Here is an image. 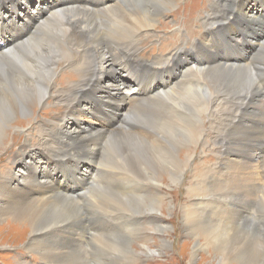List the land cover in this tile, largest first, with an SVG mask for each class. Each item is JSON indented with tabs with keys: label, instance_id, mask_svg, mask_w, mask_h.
<instances>
[{
	"label": "bare ground",
	"instance_id": "obj_1",
	"mask_svg": "<svg viewBox=\"0 0 264 264\" xmlns=\"http://www.w3.org/2000/svg\"><path fill=\"white\" fill-rule=\"evenodd\" d=\"M250 1H211L208 9L202 14L203 30L193 31L198 39L191 49L176 47L170 57L158 56L154 62L146 64L144 61L135 60L128 52H136V38L140 32L160 28V25H153V17L155 13L169 10L174 0H36L37 6L32 10L29 9L30 0H0V141L10 122L32 119L35 111L40 113L44 105L49 103L48 100L53 101L60 95L62 99L59 104L62 105L61 108H65L64 112L54 115L49 125L44 124L42 120L38 122L41 133L44 134L50 129L53 132L56 130L60 140L53 137L54 135L41 136L45 146H42L43 154L38 156L37 149L28 146L14 163L15 171L28 166L35 169V165L40 161L49 164V169L31 178L17 177L16 172L11 169L7 170V175H0V222H5L6 227L24 230L23 235L30 234L31 238L34 236L26 244L27 252L39 251L38 254L46 264H86V258L80 252V244L73 243L72 248L63 252L59 248L61 240H56L53 231L55 227L73 224V213L77 215L78 209L74 206L76 204L73 205L70 201L85 195V191L90 189L86 188L90 185L89 181H96L93 187L102 190L109 179L115 181L118 177V173L111 167H99L98 161L106 160V141H114L115 146L119 148L121 160L130 162L131 173L141 184L146 183V188L151 182V186L164 187L165 179L172 186H176L183 167L188 164L183 157L179 158V148L184 143L196 139L192 129L194 124L190 125L188 120L180 118L179 126L173 128V119L165 125L150 120L145 122L144 119L142 122L146 125L153 123L164 127L160 134L152 136L149 132L144 134L137 131L135 124L127 119H130V114L140 106H150L158 111L161 109L160 105L165 108L171 103L174 105L170 109L176 115L180 116L181 111L190 117L195 106L202 108L203 104H208L205 103L208 100H211L209 105L212 104L211 107L218 110H213L206 119L209 130L217 135L214 144L219 146L216 152L219 165L217 169L211 170V174H207L210 176V182L201 188L200 192L204 194L210 190L216 197L214 189L219 187L223 193L216 197L218 204L212 209L217 211L211 216L202 211L208 200H211L209 197L204 198L206 200L202 201L198 211L207 214L214 221L209 218L202 221L199 215H196L194 219L186 217L184 227L191 236L198 234L195 237L198 241L199 238H208L209 244L225 241L224 235L214 230L219 227V221L229 218L230 224L237 225L242 217L235 218L232 214H236L242 195L247 197L249 191V196L255 201L259 197L257 194L263 193L264 190V174H258L260 168L264 167V69L254 61L255 56L262 55L264 58V0H258V6L251 5ZM190 7H193L192 2L185 5L183 11ZM196 12L197 10L190 17V21ZM192 23L193 20L183 24L189 27ZM184 29L187 33L192 32L191 27ZM250 29L252 32H246ZM112 34L124 36V40L118 43L108 41L106 35ZM177 42L171 40L165 43L177 46ZM91 57L93 62L90 64ZM64 64L79 72L76 75L67 70L61 76L69 80L77 77L78 82L68 90L65 87L70 81L64 80L63 84L61 77L55 78L57 70ZM211 81L215 82L213 85L216 87L211 85ZM186 82L188 85L195 84L197 89H184ZM237 84L239 88H233ZM203 90L211 96L203 98ZM224 94L229 98L222 97ZM228 101H231L233 107L236 106H231L230 109L223 107ZM75 109L78 111L69 122L72 128L82 127V130L64 129L63 115ZM201 112L195 116L197 120L200 119V123ZM39 119L38 116L34 121ZM84 119L89 122L86 124ZM32 154L36 163L31 161ZM231 156H235L236 160L229 161ZM66 158L79 160L86 165V169L79 174L66 171L65 169L70 170L66 162L64 164ZM134 158L135 160L131 161ZM78 179L86 182L79 185ZM5 180H9V183ZM70 181L72 185L68 187ZM116 184L123 185L122 182ZM141 184L138 185L140 192ZM206 188L208 190L205 191ZM19 190L23 191V198L15 197ZM238 192L239 199L236 196ZM61 196L70 200L65 203L72 210L68 211V216L64 219L51 220L49 213L61 209L57 206L62 202L59 201ZM261 197L264 204V194ZM164 198L165 195L141 197L134 199L132 206L138 208L143 205L144 211L150 208L147 210L164 215L161 211V205L166 200ZM87 201L92 203L89 199ZM6 202L10 203L6 205ZM110 206L106 205V209H101L103 213L92 212L89 208L97 215L91 214L92 218L86 224L93 223L103 229L98 219L104 217L107 224L114 227L116 222L110 223L114 211ZM155 222L158 225L156 219ZM159 223L155 228L162 237L161 247H166V228L161 225V219ZM68 229L70 228L67 227L66 230ZM97 229L99 228L90 232L89 239V232L85 233L87 243H90L93 232H98ZM240 234L242 236L239 240L236 234L230 236L236 246L224 254L228 260L234 261L238 260L236 255L240 253L243 254V264H255L260 250H257L250 237L243 238L246 232ZM36 235H42L44 239L38 241ZM70 235L76 240L75 234ZM103 238L102 236L93 243L95 253L99 250ZM223 245L222 248L225 247ZM147 248L143 255L147 258L153 257L152 251ZM132 250L133 247L131 249L129 246L123 251L120 250L122 257L125 260L131 258L136 254ZM115 257L113 254L106 256L109 259Z\"/></svg>",
	"mask_w": 264,
	"mask_h": 264
},
{
	"label": "rangeland",
	"instance_id": "obj_2",
	"mask_svg": "<svg viewBox=\"0 0 264 264\" xmlns=\"http://www.w3.org/2000/svg\"><path fill=\"white\" fill-rule=\"evenodd\" d=\"M211 1L213 0H174V2L169 6L168 8L169 10L160 11L159 12L160 14L155 13L156 15L153 17L154 18L153 25L154 26L160 25L159 27L161 29L158 27L159 29L157 30L145 29L142 32H140L136 38V52H133V53L128 52V54L132 58H135V60L144 61L143 63L150 64L151 62H154L158 56L165 57V58L170 57L174 53V49L176 47H181L184 50L191 49V46L194 45L198 39L193 31L203 30L202 14L205 13V11L208 9ZM257 1L258 0H251L250 4L254 6H258ZM30 2L31 3L29 5V9L32 10L33 8L37 6V2L36 0H30ZM190 2H192L194 8L190 7V9H187L184 12L183 11L184 6L189 4ZM196 10H197L196 15L193 17V19H191V21L193 20L192 25L189 27L188 25H184V24H188V22H191L190 17L195 14ZM190 27L192 28V32L187 33L186 29L184 28H190ZM246 32L250 33L252 32V30L250 29V30H247ZM118 37L120 40L118 39ZM106 38L108 41L115 42V43H118V41L124 40V36H115L113 34L106 35ZM171 40L178 41L177 46H171L165 43ZM147 49L149 50L145 52ZM254 61H256L257 66L259 65L261 68L264 69V62H263L264 58L262 55L255 56ZM92 62H93V58L91 57L89 59V63L91 64ZM67 70H71L76 75L79 73L77 70L73 68H69L67 64H64L57 70V74L55 78L59 79L64 74V72H66ZM253 79L256 80L255 77H253ZM64 80H66V82L70 81L65 87L66 90H68L74 83L78 82V79L75 76L70 78V80L67 78H62V77L60 78V81L63 84H65ZM230 80L234 82L232 79ZM57 81L60 82L59 80ZM214 83L215 82L211 81V85H213ZM220 85H221V82H220ZM185 87L197 89V87H195V84L188 85L187 82L185 83L184 89ZM237 87L239 88L238 84L235 85V87L233 88L238 89ZM202 95L201 96L203 98H207L208 96L209 97L211 96V94L206 93V91ZM222 97L229 98L228 95L226 94H224V96ZM61 99L62 97L59 95L53 101L48 100L49 103L46 106L44 105V109L40 111V113L39 111H35L34 115L32 116L33 118L29 119L28 121L27 120L26 121H22V120L16 121L15 120L13 122H10L9 128L7 129L4 137L0 141V175L1 174L4 176L7 175L6 174L8 173L7 170L11 169L13 172H16L17 177L25 176V177L31 178L33 176L38 175L39 173H44L49 169V164H46V163L44 164V162L40 161L35 165L37 167L35 169L32 168L31 166H28L19 171L17 170L15 171L14 169L16 168H15L14 163L19 160L18 156L21 154V152L25 151L26 150L25 148L28 146H32L31 149L36 148L38 152V156L43 154L42 146L44 145H43L41 136L54 135L53 137H56L57 139L60 140L59 133L56 132V130L53 132L50 129V130H46L44 134L41 133L38 122L42 120L44 124L49 125V122L53 121V117L55 114L64 112L65 108L64 109L61 108L62 105L59 104L61 102ZM210 101L211 100H208V102H205V103H208L207 105L206 104L202 105L204 108L199 107V105H197V107L195 106L194 110L192 109L193 114L191 113L190 117H188V114H186V112H181L179 110L178 111L180 113V116L172 112L170 107H173L174 103H171L169 107L165 106V108H164V105H160L159 108L161 109H158V111H155L153 107L150 108V106H140L139 108H136L133 111V113L130 114L131 118L127 119V121H131V123L135 124L136 126L135 129L144 134H148L149 132L150 135L153 136L155 134H160L161 131L164 130L163 125L153 124V123L146 125L144 122H142L144 119H146L144 120L145 122L147 120H150V121H155L157 123H162L164 125L171 123L173 119L174 120L173 128L176 126H179L180 118L184 119L185 121L188 120V123L190 125L194 124L192 129L195 133L196 139L194 141L184 143V145H182L179 148V154H178L179 158L183 157L184 161L186 160L188 161V164L184 166L182 169V173H181L182 176L181 175H180L181 177L179 176L176 186H172L171 183H169V181L165 179L163 182L165 186L164 187L161 186L162 189L154 185H152L153 186L152 187L151 186V184H153L152 182L151 184H148V187L146 188L147 184L143 182L141 184L140 180L138 181V178L133 176V173H131L130 162L128 160L127 161L121 160L122 157L119 154V150H118L119 148L115 146L114 141L107 140L108 141V142L106 141L107 145L105 144L106 160H100L98 161V164L100 168H103L105 166L111 167L113 170H115L118 173V177L116 178L115 181H111L109 179L107 183L104 184L105 186L102 187V190L93 187V184H95L96 181H93V180H92L93 182L89 181L90 185H88L86 188H90V189H87L85 191L84 196L75 198V200L70 201V200H67L64 196L59 197V201L60 202L62 201V202L60 203V205H57V206L61 208L60 209L61 211L59 209L52 210L49 213L50 215L49 217L51 220L57 221V220L64 219L68 216L67 214L68 211L72 210V208L66 204L68 201H70L73 205L76 204L74 206L77 207L78 209L77 215L73 213V220H74L73 224H67V225L58 226L54 228L53 233L55 234L56 240L58 239L59 241L61 240L60 242L61 244L59 248H61L63 252H67V250L72 248L73 243H79L80 247L82 248V251L80 252L86 258L85 259L86 264H98V263L99 264H223V263L224 264H243V254H240V253L237 254L236 256L238 260L231 261L226 258L224 253L229 251L233 246H236L235 242L230 239L231 235L236 234V237L239 240V238L242 236V234L240 233L246 232V236L245 237L243 236V238L246 239L250 237L249 239L255 242L257 250L258 251L260 250L259 254L257 255L255 264H261V263L264 264V242H263L264 241V223H263L264 222V216H263L264 215L263 213L264 204L262 203L263 199L261 197V195L264 194V190L262 191L263 193L257 194L259 197L256 196L257 198L255 197L256 198L255 201L253 200V198L251 199V196H249L250 195L249 191L246 194L247 197H245V194H244L242 195L240 199H239L240 193L238 192L236 196H237V199H239V203H238L239 207L237 208L236 214L233 213L232 215L235 218L242 217V219L236 223L237 225L234 224L236 227L229 223V220H230L229 218L222 219L221 221H219L218 224L216 223L217 226H219L218 227L219 229L216 227L214 230L217 233L218 232L222 233L225 237V241L218 242L219 245L218 243L209 244L208 238H199V241H198L197 238L195 239V237L198 234L196 236H191L186 231V228L184 227L186 217H193L194 219L196 215H199L200 220L202 221H206L207 218L212 219L214 221V219L208 217V215L211 216L213 213L217 211V210H213L212 208L214 207L215 204H218V201H216L217 199L216 197L222 195L223 193L221 192L222 190H220L219 187L214 189V193L217 194L216 197L210 193V190L206 191L208 190L207 188L205 189L207 193H204L207 195H204L200 192V189L210 182L209 181L210 176L207 174L208 173L211 174V170L217 169L219 165L218 155L216 154L219 146L216 147V145L214 144V141L217 135L215 134L214 131L212 132L211 130H209L210 127L208 124V119H206V117L209 118L210 113L213 110L216 112H218V110L213 109V107H211L212 104L209 105ZM228 102L229 103L227 104H223V107L230 109L231 106L233 107V104L231 103V101H228ZM235 106L236 105H234V107ZM76 111H78V109H75L73 112H66V114L63 115L62 120L64 121L63 123L64 129L82 130V127L76 128L74 126V128H72L71 123L69 122V120L73 118V114L76 113ZM199 111H202L201 112L202 115L200 114L202 123L199 122L200 119L197 120V117H195V116H198ZM153 113L154 115H152ZM38 116L40 117V119L37 121H34ZM84 122L87 124L89 120L84 119ZM157 125H159L160 127ZM147 129L149 130L147 131ZM219 130L221 131V129ZM43 148H45V146ZM143 148L146 149L145 145H143ZM50 155L53 156V154H50ZM32 156H33V159H31V161L33 163H36L35 156L33 154ZM70 158H66L64 160V164L66 162V164L70 167V170L65 169L66 171L70 173L74 172L75 174H79L83 170L86 169V165L82 164L79 160L72 161L70 160ZM135 158L132 159L131 161L135 160ZM234 160H236V157L231 156L229 161H234ZM18 166L19 164H17V167ZM115 167L116 168L118 167V168L116 169ZM263 171H264V167L260 168V170L258 171V174L263 175L264 174ZM228 173H229V170H228ZM121 175H123L124 177ZM229 175L230 174H228V176ZM11 177L12 175L9 176V178ZM77 181L79 185H82L86 182V180L81 181L80 179H78ZM5 182L9 183V180H5ZM118 182H122L123 185L116 184ZM133 182H134V185H132ZM140 184L142 187V192H140V189L138 188V185ZM71 185L72 183L70 181L68 183V187H71ZM145 189L147 190L145 191ZM34 191H32V193ZM163 194L165 195L164 199L166 200H164L161 205V211L164 215H160L159 213H156L155 211H152V212H150L151 210L148 211L147 209H150V208H147L146 211H144L142 209L143 205H140L138 208L135 207L136 209L134 208V206H132V203H133L132 201L134 199L141 198V197L157 196V195H159L160 197L161 196L163 197L164 196ZM193 196L195 199L193 198ZM15 197L23 198L24 197L23 191L19 190V194H15ZM208 197L211 199V200H208L207 202L209 206L206 203L205 208H203L204 210H202V211H205L206 213L208 212V215L204 213L201 214L202 213L201 211L198 212L201 208V203L203 200L208 199ZM212 198L215 200H212ZM87 199H89L90 202L92 203H89ZM93 199H96V200H93ZM76 200L78 201V203ZM9 203L10 202L8 203L6 202L5 204L8 205ZM106 205L107 206L111 205L110 207L112 208V210H114L112 211L113 219L110 222V223L116 222L114 227L107 224V221L104 217L103 218L101 217L98 219L103 229H101L98 225H95V224L93 225V223L86 224V222L90 218H92V215H97L92 212L103 213L104 211H102L101 209H106L104 208L106 207ZM128 206H131V207L129 208ZM89 208L92 209L93 211L90 210ZM246 217L249 219H247ZM114 218L116 220H114ZM154 218L158 222V225L160 224L159 222L161 219V222H162L161 225L165 226L166 228V234L164 236L166 237V243H167L166 247H161V244L163 243L161 241L162 237L156 231L155 227L158 225L156 224ZM128 219L129 221H127ZM103 222L104 223L106 222V223L104 224ZM4 224L5 222L3 221L0 222V264H46L44 263L40 254H38L39 251L35 250V251L27 252L25 250L27 248L26 244L28 243L29 239H32L34 236L31 238L30 234L23 235L24 230L20 231L17 228H9V227H6V224L5 225ZM75 224L76 226H74ZM118 224H120L121 226ZM67 227H69L70 229L66 230ZM245 227L247 230L245 229ZM96 228H99L97 229L98 232H93L90 243H87L85 241V237H86L85 233L89 232V235L87 236L89 239L90 232ZM70 234H75L74 237L76 238V240L72 238ZM95 234L97 236H95ZM102 236L105 239L103 238L101 240V244L99 245V250L97 251V253H95L96 248L94 247L93 243L96 242V239L97 240L101 239ZM42 237H43L42 235H36V238L38 241L43 240L44 238ZM111 242L113 245L111 244ZM220 244L222 245L224 244L223 247L225 246L224 247L225 249L222 248V245ZM113 246H115L116 248H114ZM128 246L131 249L133 247V250L136 254L132 255L133 258L131 257L125 260L122 257L121 252L127 249ZM217 246H219L220 249ZM146 247H148L147 250L152 251L153 257L147 258L145 257V255H143V252L146 251ZM216 249L219 251H216ZM108 254H113L114 256H116L115 259L106 258ZM192 257L194 258L192 259ZM117 261L119 263H117Z\"/></svg>",
	"mask_w": 264,
	"mask_h": 264
}]
</instances>
